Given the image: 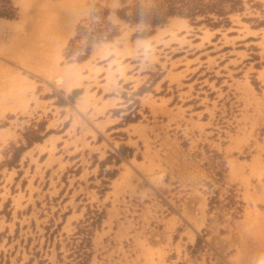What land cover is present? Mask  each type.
<instances>
[{"label":"rangeland","instance_id":"obj_1","mask_svg":"<svg viewBox=\"0 0 264 264\" xmlns=\"http://www.w3.org/2000/svg\"><path fill=\"white\" fill-rule=\"evenodd\" d=\"M163 2L71 0L55 16L13 0L16 16L0 17L1 87L39 72L37 55L55 64L50 80L110 47L155 64L103 159L71 152L68 121L59 148L34 157L45 121L0 120L1 264H76L85 252L88 264H264V0L218 25L123 16ZM168 73L155 96L135 98Z\"/></svg>","mask_w":264,"mask_h":264},{"label":"crops","instance_id":"obj_2","mask_svg":"<svg viewBox=\"0 0 264 264\" xmlns=\"http://www.w3.org/2000/svg\"><path fill=\"white\" fill-rule=\"evenodd\" d=\"M136 59L137 57L133 56L119 57L110 47L107 55L96 57L95 64L90 57L71 63V67L64 73L68 81L61 87L55 84L54 79L50 80L48 77L53 74L55 64L50 65L41 57V61L34 62V66L39 71L45 70L46 74L33 69L28 77L19 75L18 81H22L26 89L1 99L0 110H4V105L7 107L0 120L6 119L8 115H25L31 123L45 121V129L50 132L43 141L30 148L34 157L47 154L51 146L59 148L63 135L66 134L60 133L59 130L68 121L70 132L72 133V128L75 130V139L72 138L74 141L70 142L71 152L90 150L103 159L109 153L106 145L116 146L117 140L113 134L130 127L123 122L125 114L131 110L129 105L134 101L129 97L144 85L150 86L147 82L155 64L152 66L145 60V66H141L142 63ZM169 74L157 80L151 90H143V94L135 95V98H139L142 104L144 98L149 99V94L155 96L154 91L163 89L164 83L170 78ZM73 92L77 93L74 102L69 100ZM60 98L66 99L68 104L60 102ZM121 123L122 126H119ZM13 126L14 124H11V132ZM16 137L17 130H14L9 139ZM47 160L48 158L45 162Z\"/></svg>","mask_w":264,"mask_h":264},{"label":"trees","instance_id":"obj_3","mask_svg":"<svg viewBox=\"0 0 264 264\" xmlns=\"http://www.w3.org/2000/svg\"><path fill=\"white\" fill-rule=\"evenodd\" d=\"M243 0H164V2L155 9L143 10L134 7H128L125 10H131L130 15H123L126 19L133 22L145 21L153 26L163 24L167 21L169 16H181L188 18L191 21H197L199 16L204 18L199 22H208L212 25H218L223 20L228 21V15L233 11H237L241 8ZM17 14V8L15 7L13 0H0V17L13 18ZM125 14V13H124ZM215 15L218 18V22H213ZM152 32V31H151ZM119 34V31L115 29L107 38L113 39ZM86 57H81L80 60ZM42 137H39V140ZM101 215H98V220ZM201 237L198 238V242H201ZM81 259L76 264H88L89 253L85 252Z\"/></svg>","mask_w":264,"mask_h":264},{"label":"bare ground","instance_id":"obj_4","mask_svg":"<svg viewBox=\"0 0 264 264\" xmlns=\"http://www.w3.org/2000/svg\"><path fill=\"white\" fill-rule=\"evenodd\" d=\"M47 3L48 2H46V0H20V4H21L22 10L24 12L28 11L31 7L35 6L36 10L39 11V14L43 15V12L46 11V12H49V15H55V16H56V14H59V12L63 13V11L66 9V7H68L71 4V0H64L63 2L57 3V4L47 5ZM49 9H50V11H49ZM65 15H63V18ZM68 22H66V23L69 25L70 23H68ZM64 23L65 22H63L62 24H64ZM38 42H40V40ZM34 50H35V47L33 45H29L27 47V52L34 51ZM23 53H25V52H23ZM40 58H41V56L37 55L36 59H40ZM39 72L46 74L45 70L39 71ZM47 73H49V71ZM52 79H55L56 84L61 86V87H64L68 81L62 72H57L56 75H54L52 77ZM23 89L25 90L26 88H24L23 84H21L19 82L15 85H13V84L7 85L6 84L5 86H2V87L0 86V99H5L7 96L10 97L12 95H15L16 93H18V91H21Z\"/></svg>","mask_w":264,"mask_h":264}]
</instances>
